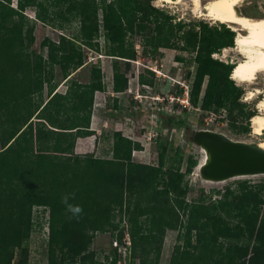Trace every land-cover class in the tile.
Returning <instances> with one entry per match:
<instances>
[{"label":"trees","instance_id":"trees-1","mask_svg":"<svg viewBox=\"0 0 264 264\" xmlns=\"http://www.w3.org/2000/svg\"><path fill=\"white\" fill-rule=\"evenodd\" d=\"M151 2L18 0L14 9L10 0H0V264H28L31 234L43 225L48 264H100L90 247L98 233L113 236L118 210L129 224L131 264L136 257L139 264H158L167 231H180L169 264H264V180L236 181L233 188L212 191L214 200L187 202L185 179L198 162L163 139L165 125L156 137V165L135 162L132 153L141 146L120 131L111 135L109 158L74 152L78 138L93 134L94 94L104 88L97 63L85 80L72 79L88 64L84 49L125 61V77H114L117 89L127 86L136 45L153 60L163 57L162 50L186 52L190 59L174 60L196 66L189 94L193 107L208 114L224 111L238 133L248 131L257 115L246 110L244 91L232 79L237 63L213 57L235 47V32L223 24L176 22ZM28 8L35 20L62 33L58 41L45 37L39 52L32 48L33 27L23 14ZM57 75L67 85L64 93L56 89ZM138 83L151 86L152 79L139 75ZM166 124L188 135L193 129L175 115ZM186 144H191L187 138ZM66 194H74L69 203L82 208L78 217L61 202ZM38 217L44 221L35 225Z\"/></svg>","mask_w":264,"mask_h":264},{"label":"rangeland","instance_id":"rangeland-1","mask_svg":"<svg viewBox=\"0 0 264 264\" xmlns=\"http://www.w3.org/2000/svg\"><path fill=\"white\" fill-rule=\"evenodd\" d=\"M200 1L201 4L205 5L209 0ZM11 3L12 2L10 0V4ZM151 4L157 9L166 10L170 15L175 17L176 22L181 20L185 23L204 21L210 25L222 24L208 18L205 15H200L198 11H196L193 2L190 0H181L180 3H177V0H173L171 3H167L165 0H152ZM236 10L241 15L251 19L263 18L264 0H244L236 7ZM23 14L30 19V24L33 27V49L39 52L40 43L45 37L53 41H58L59 36L62 33L35 20L33 8L26 9ZM223 25L231 31H234L235 36H237V31L233 29L232 25ZM73 27L76 28V26ZM235 28L238 29V27ZM241 34H245V32L241 31ZM99 43L102 50L104 46L102 38L99 39ZM135 43H138V39H135ZM136 49V60L130 61V67L126 73V77L129 81L130 78L136 77L137 75H143L146 79H152V85L150 88L148 87L149 85H146L145 87L140 86L139 91L133 92L130 96H124L122 99L123 102L121 101L120 105L115 101L113 102V98L107 99L103 107L106 126L103 130L93 131V134L90 136L92 144L95 145L93 152L95 156L109 158L111 156V135L114 131H121L124 136L138 142L141 146L140 151L132 153V159L135 162L156 165V137L159 134L158 129H161L165 125L166 128L161 133L163 139L166 138L172 141L174 146L180 147L185 155V158L189 155L194 156L198 165H200L201 161L204 160V153L198 147L192 144H186V138L189 139V135L186 130H174L166 124L168 117L172 115L184 117L193 129H203L222 133L233 141L258 144L260 141L264 140V132L260 136L253 133L252 121H249L248 131L238 133L236 131L237 124H234L233 126L232 122L227 120V117L224 116L223 112L208 114L202 112L201 110L199 111L198 108H195L190 104L189 94L196 66L195 64H191L186 67L185 64L176 62L174 57L180 56L188 60L192 55L179 50H162L163 57H157L153 60L143 57L140 54V48L138 45H136ZM84 51L86 53L84 64H88L84 70L73 73L71 75L72 79H79L81 77L80 80H85L83 77L87 75V70L91 65L97 63L101 69H104L107 72V75H109V78L106 80L107 85L109 84L112 86L115 83L117 86V80H114V78L111 79L110 68H106V66L111 65L112 58L110 59V57L104 56L103 52L96 53L87 49H84ZM215 55V59H219L227 63L238 64L241 60H243V57L234 48L222 49L219 54ZM147 71L152 72L154 76L152 77L147 73ZM56 81L58 83L56 89L59 92L64 93L67 87L66 83H64V80H62L59 75H57ZM234 83L241 87L244 91L241 102L247 105L248 108H246V110H252L256 114H259L260 111L257 108V102L258 100L264 98V73L258 75L257 79L253 82L254 84H240L236 81ZM126 89L128 90V85L126 86ZM255 89L260 90L259 94H255V97H253L252 100H248V94ZM46 92L47 90L45 89V100L47 97ZM120 97L122 98L123 96ZM183 99H188L187 107H184L180 103ZM115 108H118L117 114L113 113ZM160 114H162L164 121L161 120ZM109 118L110 121H108ZM233 127L235 128L233 129ZM153 135L154 138L148 140V138ZM168 153L171 156L173 155L170 149H168ZM185 165L186 159L183 161L181 167L182 171L185 170ZM197 167L194 168L192 173L185 179L189 185V192L186 196L187 202L199 199L214 200L217 198V194L215 192H223L226 186H232L233 188L236 181L246 180L256 183L264 180V176H251L231 179L222 183H208L199 178V175L197 174ZM212 191L215 192L211 194ZM121 214L122 212L119 210L115 213V223L120 220ZM36 219H34L35 223L37 221V223L44 221L40 220L39 217ZM183 219L184 218L182 217V220ZM37 223L35 225H37ZM38 229L39 228L35 226L31 234L29 241L28 264H48L46 243L44 237H42L43 228L41 229V233H39L40 231ZM179 233L180 231L166 232L158 264H169L174 246L179 243ZM110 237L111 236L108 232L98 233L95 235L93 243L90 247V251L94 252V261H97L100 264H106V257L110 251ZM134 264H139L137 257Z\"/></svg>","mask_w":264,"mask_h":264},{"label":"bare ground","instance_id":"bare-ground-1","mask_svg":"<svg viewBox=\"0 0 264 264\" xmlns=\"http://www.w3.org/2000/svg\"><path fill=\"white\" fill-rule=\"evenodd\" d=\"M165 1L173 2V0ZM190 1L200 15H205L222 24H230L237 31L234 49L243 57V60L236 65L232 79L240 84H254L258 75L264 73V17L251 19L237 15L235 8L244 0H209L205 5L201 4L200 0ZM180 2L181 0H177V3ZM241 31L245 34H241ZM259 91L258 89L251 91L247 99L252 100ZM257 108L260 113L251 121L253 133L260 136L264 132V98L258 100ZM257 145L264 150V140ZM203 161L197 167V174Z\"/></svg>","mask_w":264,"mask_h":264},{"label":"water","instance_id":"water-1","mask_svg":"<svg viewBox=\"0 0 264 264\" xmlns=\"http://www.w3.org/2000/svg\"><path fill=\"white\" fill-rule=\"evenodd\" d=\"M189 141L204 153L198 172L204 182L264 176V150L255 143L233 141L222 133L203 129H192Z\"/></svg>","mask_w":264,"mask_h":264},{"label":"crops","instance_id":"crops-1","mask_svg":"<svg viewBox=\"0 0 264 264\" xmlns=\"http://www.w3.org/2000/svg\"><path fill=\"white\" fill-rule=\"evenodd\" d=\"M111 59V58H110ZM124 60H116L112 58L111 65L106 66V68H110V76L111 79L115 77V74L125 77L124 73ZM117 66V69H115V65ZM107 70V69H106ZM103 73V90L100 92H95L94 94V102H93V108H92V114H91V123H90V130L91 131H97V130H103L106 126V120H105V113L103 112L104 103H106L107 99L113 98V102H117V104L120 105V102L124 98V96H130L133 92L139 91L140 86L145 87L146 85H140L138 83V76L130 78V80L127 82L128 90L126 88L119 89L115 88L114 85H107L106 80L109 78V75H107V72L102 69ZM149 88L151 86H148ZM120 96H123L122 98ZM123 102V101H122ZM118 108L114 109L113 113L117 114ZM116 116V115H115ZM112 117V116H111ZM110 121V118L108 119ZM104 126V127H103ZM121 132V131H120ZM95 145L92 144L91 138H78L75 143L74 152L76 154H85V153H93L94 152Z\"/></svg>","mask_w":264,"mask_h":264},{"label":"built area","instance_id":"built-area-1","mask_svg":"<svg viewBox=\"0 0 264 264\" xmlns=\"http://www.w3.org/2000/svg\"><path fill=\"white\" fill-rule=\"evenodd\" d=\"M10 6L14 9H17V2L18 0H11ZM216 55H213L214 58ZM90 62V61H89ZM186 94V93H185ZM180 103L184 106H188V99H183ZM200 111V108L198 107ZM224 114V111H222ZM154 138L150 136L148 140ZM38 212L40 210L37 209ZM36 210V211H37ZM37 212V213H38ZM46 216V214H44ZM47 219V216L45 217ZM119 227L116 231H114L113 236L110 237L109 245L111 253L107 254L106 261L107 263L112 262L115 259V264H131L132 261V241L129 232V224L127 221L126 216L122 213L120 216V220L117 222ZM42 230V237H44L45 243L47 244L48 241V228L47 225H43ZM41 233V230L40 232Z\"/></svg>","mask_w":264,"mask_h":264},{"label":"clouds","instance_id":"clouds-1","mask_svg":"<svg viewBox=\"0 0 264 264\" xmlns=\"http://www.w3.org/2000/svg\"><path fill=\"white\" fill-rule=\"evenodd\" d=\"M74 198V194H66L62 197V203L66 206V211L72 214L74 217H78L82 213V208L78 205L69 203V199Z\"/></svg>","mask_w":264,"mask_h":264}]
</instances>
